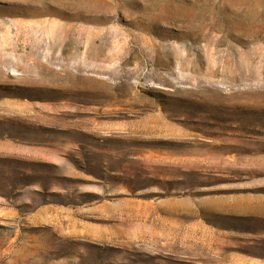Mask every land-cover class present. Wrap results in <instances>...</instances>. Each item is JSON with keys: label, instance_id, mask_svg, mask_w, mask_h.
<instances>
[{"label": "rangeland", "instance_id": "1", "mask_svg": "<svg viewBox=\"0 0 264 264\" xmlns=\"http://www.w3.org/2000/svg\"><path fill=\"white\" fill-rule=\"evenodd\" d=\"M0 264H264V0H0Z\"/></svg>", "mask_w": 264, "mask_h": 264}]
</instances>
